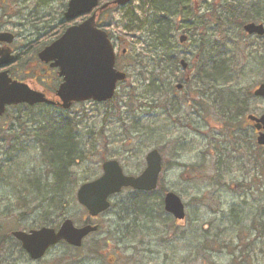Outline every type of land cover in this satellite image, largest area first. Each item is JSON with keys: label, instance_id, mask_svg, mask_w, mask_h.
Returning <instances> with one entry per match:
<instances>
[{"label": "rangeland", "instance_id": "rangeland-1", "mask_svg": "<svg viewBox=\"0 0 264 264\" xmlns=\"http://www.w3.org/2000/svg\"><path fill=\"white\" fill-rule=\"evenodd\" d=\"M67 1L0 0L3 31L12 33L17 44L31 40L35 46H45L59 36L63 23L68 26L81 21V18L64 21ZM108 1L100 0L101 4ZM225 1L219 0V3ZM143 2L145 0H131L129 4L101 16L100 25L112 38L116 53L123 47L130 51L132 42L136 41L134 36H139L140 31L134 33L132 25L135 23L129 22V15L125 13L136 7L134 17L140 18L139 7L146 8ZM207 3L215 1L208 0ZM190 4L196 7L198 15L206 6L200 0ZM117 37L123 38L124 44L117 42ZM206 38L225 42L227 55L232 57L229 65L232 72L228 74L230 82L223 89L247 97L248 110H255L256 114L264 112V99L252 96L254 88L264 81V36L247 35L236 27L218 29L216 24L210 23ZM196 45L195 36H190L183 50L192 53L190 60ZM138 47L139 44H135L136 52ZM124 65L122 69L117 67L128 76L116 89L118 111L105 114V111L110 112V106L87 101L75 103L67 112L68 117L76 122L84 160L72 167L74 183L68 185V195L63 196L58 209L48 207V198L45 202L35 201L36 194L31 195L32 191L25 190L35 179L48 183L52 179L48 176L41 151L34 148L32 142L27 144L30 148L26 151H17L23 145L14 140L20 135V128L17 122L14 127L11 125L19 112L25 130L31 131L30 124L36 120L48 125L49 115L41 110L46 108L38 106L26 110L18 105L7 109V140L1 139L0 132V264H129L133 241V246L145 250L141 254L146 264H264V156L259 168L247 162L246 151L250 154L255 148L251 143L246 151L242 147L245 141L239 133L248 123L245 115L232 124L235 136H231L232 125L228 127L217 115L210 116L211 125H208L196 119L186 120L170 110L165 114L161 109L156 110L154 105V112L149 114L147 103L153 100L145 79L152 73L151 63L143 70ZM153 74L159 75L156 70ZM160 78L166 82L172 80L165 74H160ZM28 84L39 90L33 83ZM128 92L133 95L132 99H129ZM48 97L54 98V95L48 94ZM161 100L158 98L154 102ZM129 105L134 108L133 112H130ZM245 129L248 141L254 143L251 129ZM229 147L235 149L236 155L241 154V164L235 156L230 158L227 154L224 169L216 175V153ZM154 148L162 155L159 184L163 190L173 191L181 198L185 204V221L180 223L170 219L172 227L169 229L161 224L162 215L154 223L135 220L138 231L134 239L125 238L126 231L128 234L131 228L128 225L135 219L134 191L130 189L111 197L108 211L89 218L76 201L78 186L97 178L102 172V161L108 159L117 160L125 174L137 175L145 167L146 154ZM191 165L195 169L189 167ZM161 194L157 189L155 195L161 198ZM151 204L154 210L158 208V199ZM65 218H70L76 226L88 220L98 224L99 230L88 236L80 249L59 243L36 261L28 259L19 243L11 237L13 230H29L42 225L56 227ZM44 219L50 222H44ZM120 237L123 243H118ZM96 240H100L98 246Z\"/></svg>", "mask_w": 264, "mask_h": 264}, {"label": "trees", "instance_id": "trees-1", "mask_svg": "<svg viewBox=\"0 0 264 264\" xmlns=\"http://www.w3.org/2000/svg\"><path fill=\"white\" fill-rule=\"evenodd\" d=\"M49 1L63 2L64 0ZM193 1L194 0H145L142 5H146V8L139 7L142 15H139L140 18L134 17L133 13L137 8L131 7L125 14L129 15V22H134L136 24L132 25L134 33L140 31V34H138V37L134 36L136 41L132 42L133 46H131L132 48L130 51L127 50L124 55L117 58L116 66H120L122 69V65L125 63L124 66L143 70L151 63L152 71L150 72L152 73L145 80L147 81V88L153 100L152 104L154 107L162 106L168 109L177 104L175 100L165 99H162L161 102H154V100L160 99L163 94L174 90V83L176 82L188 85L191 87V91L194 90L199 93L206 92L211 88L214 96L213 107L215 115L221 118L223 122H226V125L230 127L239 117L246 115L245 107L248 108V105L244 104L245 97L241 96L237 91L227 92V90L223 89L225 85L230 82L228 74L232 72V68L229 66L231 65L232 57L227 55L225 42L217 40L211 41L206 38V36H208L209 24H216V28L218 29L236 27L242 30V25L246 22H264V0H226L222 4L219 3V0H213L215 3L212 4L207 3L208 0H200L201 3L206 4V6L203 13L199 15L195 10L196 7L194 8V6L190 4ZM116 8L120 7L109 5L105 10H102L100 14L103 15L105 12L115 10ZM185 14L187 17H183ZM131 16H133L134 19H131ZM66 27L67 25L63 23L59 31L60 34ZM180 32L186 33L188 36L187 41L183 44L175 40ZM190 36H195L197 41L196 47L192 49L195 54L191 60L190 56L192 53L183 51L187 46ZM135 44H139L138 52L135 51ZM39 46L41 47V45ZM181 58L188 59L189 61L188 70L191 76L187 82L180 76L183 73L179 65V60ZM154 70H156L159 75H154ZM160 74H165L169 79H172L171 82L162 80ZM58 81L59 79L57 77L55 81L56 85ZM128 94L129 99H132L133 95L131 92H128ZM153 97L156 98L153 99ZM201 97L202 94L200 93V99L202 100ZM116 100L117 96L115 93L112 100L103 103L106 106H110V112L105 111V114H110L112 110H119L120 107ZM22 106L26 108V110L38 106H41L40 108H46L41 110L45 112L46 115H49L47 117L48 121H50V123L46 125L45 123L39 124L36 120L34 123L30 124L32 125V130L28 131L24 129L25 122L20 120L21 116H19V112L17 118L14 120L15 122L11 124L15 125L17 122L16 125L18 124L17 126L20 128V135L16 136L14 140L23 145H20L17 151H26L30 148L27 144L32 142L33 147L41 151L42 158L48 169V176L52 179L50 183L40 182L39 179L36 181L35 179L25 187V190L29 192L32 191L30 192L31 195L36 194L35 197L37 200L35 199V201L45 202L48 198V207L58 209L62 203L61 199L63 196L68 195V185L74 183L72 167L75 166L78 161L82 162L84 160L83 154L79 148V133L76 130V122L68 117L67 112H69V109L63 110L43 104ZM13 107L17 108V106ZM128 108L130 112L134 111L132 105H129ZM249 111L251 112V110ZM51 112L53 113L51 114ZM5 115L8 117L7 113ZM53 117L57 118L53 119ZM52 121H56L55 124H52ZM242 129L243 128H241L240 131ZM229 132L231 136H235L233 125L230 127ZM6 134L7 132L4 133L2 140H7ZM9 141L13 143L12 139H9ZM248 143L255 145V141L254 143L248 141ZM242 147L244 148L245 146ZM224 149L226 150V148ZM229 149L230 151H234L231 147H229ZM239 150H241V148ZM216 158L214 167L216 169V175H219L224 169L223 163L225 159L223 157V152H217ZM189 167L195 169V166L192 167L191 165ZM186 168H188V166H186ZM157 189H159L162 194L165 191L160 184H158ZM155 192L156 191L133 192V214L135 219L128 225L131 226V228L128 234L126 231L125 238L134 239L133 234L135 233L136 235L138 231V229H135V220H141L143 223L147 224L148 222L154 223L163 216L161 224L165 227H169V229L172 227L169 224V220L172 218L163 210L162 197L159 198V196H156ZM155 199H158L159 204L158 208H156L157 210H154L151 204ZM43 221L50 222L49 219H44ZM127 227L125 230H127ZM173 231H176V229H173Z\"/></svg>", "mask_w": 264, "mask_h": 264}, {"label": "water", "instance_id": "water-1", "mask_svg": "<svg viewBox=\"0 0 264 264\" xmlns=\"http://www.w3.org/2000/svg\"><path fill=\"white\" fill-rule=\"evenodd\" d=\"M130 0H112L110 3L123 6ZM99 0H68L64 18L74 20L77 17L90 14L77 24L70 25L63 33L39 53L40 61L51 63L57 68L61 83L55 96L57 101L49 99L43 92L29 87L28 84L13 80L7 70L0 72V115L6 106L18 104H51L68 109L73 103L84 101L105 102L110 100L119 82L126 78V74L115 68V52L108 34L96 26L97 10L104 9L105 3L98 7ZM243 30L249 35H264L262 23H246ZM13 35L8 32L0 33V41L11 43ZM185 37L181 36L180 41ZM13 61L10 49L0 50V63L9 64ZM183 68L186 63L182 60ZM253 94L264 97V82L260 83ZM264 125V114L259 118L249 116ZM257 143L264 145V134L257 138ZM146 166L140 174L125 175L117 160H106L102 163V174L91 181L82 183L76 190L77 202L95 217L106 211L110 206V197L119 193L123 188L139 191H153L157 187L162 160L156 149L145 156ZM164 210L177 220L185 217L184 205L180 197L173 192H167L163 199ZM97 226L83 225L76 227L72 220L62 221L58 229L42 226L38 229L13 231L12 236L20 243L30 259L43 257L46 251L60 241L73 247H80L83 239Z\"/></svg>", "mask_w": 264, "mask_h": 264}, {"label": "flooded vegetation", "instance_id": "flooded-vegetation-1", "mask_svg": "<svg viewBox=\"0 0 264 264\" xmlns=\"http://www.w3.org/2000/svg\"><path fill=\"white\" fill-rule=\"evenodd\" d=\"M0 32L3 31V22L0 20ZM178 34H181L178 33ZM39 45H33L31 44V40L27 41L25 44H17L14 39L10 44H7L5 41H0V50L4 48H8L11 51V55L13 56V61H11L9 64H3L0 63V72L7 70L8 74L12 77V79H15L19 82L24 83H33L35 86L39 87V90L41 91H47L52 92L56 89V69L55 67L51 66V63H44L41 62L38 59V53L40 51ZM24 50V51H23ZM185 79V74L184 77ZM176 82L174 85V90H171L169 93L163 94L161 99L165 100H175L177 104H175L174 107H170L168 109L164 107H155L156 110L161 109L165 114H169L167 110H170L171 113H179L184 119L193 121L194 119L198 121H204L208 125L210 124V116L215 117L214 107H213V92L211 91V88L207 90L206 92H200L202 94V100L200 99V93L198 91H191V87L188 85H183L178 88ZM256 99H264L255 97ZM248 98L245 97L244 104L248 105ZM148 113L151 114L154 112L153 110V104L152 102L148 103ZM177 110V111H176ZM246 115L245 120L248 121L246 123V126H243V129L241 130L240 136L244 138L245 144L243 146L244 150L246 151L248 149L247 145L248 143V133L245 128L251 129V137L255 141L254 151L250 152V154L247 153V162H250L254 168H259L263 165V156H264V146L257 144V138L264 134V125L262 123H258V128H255V122L249 120L247 118L248 115L252 114L256 117H260L264 114V112L260 114H256L255 110H251V112L248 110L247 107H245ZM8 117L5 115L0 116V132L2 134V138L4 133L8 130ZM208 119V121H207ZM176 121L175 119H173ZM245 124V123H244ZM211 125V124H210ZM214 126V125H212ZM14 127V125H12ZM1 138V139H2ZM234 151H230V149L222 150L223 157L226 160L227 154H230V158L235 156L237 162L241 164V154L236 155L235 149H232ZM99 230V225H98ZM97 230V231H98ZM96 233V232H95ZM94 234V233H93ZM92 235V234H91ZM90 236V235H89ZM135 236V233L133 234ZM97 241V246L100 242V240ZM118 243H123V238H118ZM134 244V241H133ZM131 244V250H132V256H131V262L129 264H146L143 262V253L144 249H138L136 246H133Z\"/></svg>", "mask_w": 264, "mask_h": 264}]
</instances>
